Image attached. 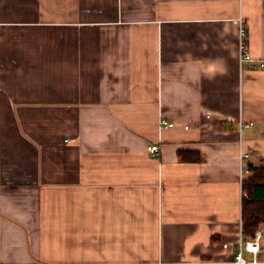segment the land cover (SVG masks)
Instances as JSON below:
<instances>
[{"label": "crops", "instance_id": "1", "mask_svg": "<svg viewBox=\"0 0 264 264\" xmlns=\"http://www.w3.org/2000/svg\"><path fill=\"white\" fill-rule=\"evenodd\" d=\"M241 29L264 58V0H0V264H234L257 230L264 264V221L242 230L244 197L264 217V184L242 187L264 68Z\"/></svg>", "mask_w": 264, "mask_h": 264}, {"label": "built area", "instance_id": "2", "mask_svg": "<svg viewBox=\"0 0 264 264\" xmlns=\"http://www.w3.org/2000/svg\"><path fill=\"white\" fill-rule=\"evenodd\" d=\"M244 30L241 29V38L239 42V59L240 62H244L247 64L248 68H255L261 67L264 68V58H254L249 53L245 40H244ZM160 126H173V122H168L164 118H160L158 120ZM245 126V125H244ZM186 127V126H185ZM147 152L151 153L153 156H158L160 152L159 145L156 143H151L146 147ZM247 154L241 153L240 154V169L241 173L248 172V165L244 162L245 157ZM261 233L257 230L251 238H245L242 234L239 236V239L236 242H233L237 247L236 253L233 255L232 262L234 264H257L258 258L257 253L259 251V240H260ZM229 243L225 242L222 244L223 247H227ZM249 252L253 255L252 259H248L243 255V252Z\"/></svg>", "mask_w": 264, "mask_h": 264}, {"label": "trees", "instance_id": "3", "mask_svg": "<svg viewBox=\"0 0 264 264\" xmlns=\"http://www.w3.org/2000/svg\"><path fill=\"white\" fill-rule=\"evenodd\" d=\"M178 157L181 160H196L199 157H195L193 153L179 150ZM252 175L245 178L242 183L243 189L252 193V189L258 185L264 184V166L252 167ZM257 200L248 197H244L242 200V230L245 234L252 236L258 224L264 221L262 208ZM246 238V237H245Z\"/></svg>", "mask_w": 264, "mask_h": 264}, {"label": "bare ground", "instance_id": "4", "mask_svg": "<svg viewBox=\"0 0 264 264\" xmlns=\"http://www.w3.org/2000/svg\"><path fill=\"white\" fill-rule=\"evenodd\" d=\"M248 165V164H247ZM249 166V165H248ZM248 169H249V167H248Z\"/></svg>", "mask_w": 264, "mask_h": 264}]
</instances>
